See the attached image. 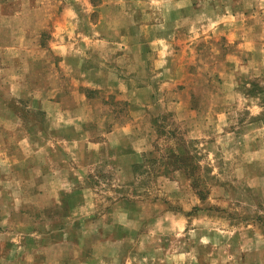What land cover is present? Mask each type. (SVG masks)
I'll return each instance as SVG.
<instances>
[{
    "label": "rangeland",
    "instance_id": "1",
    "mask_svg": "<svg viewBox=\"0 0 264 264\" xmlns=\"http://www.w3.org/2000/svg\"><path fill=\"white\" fill-rule=\"evenodd\" d=\"M207 1L215 2L213 14L199 15L196 24L247 29L198 36L182 31V38L194 39V54L185 57L180 78L166 80L179 84L147 100L150 109L139 112V125L125 133L117 153H86L72 161L71 181L67 170L69 183L53 174L49 190L35 189L41 177L49 178L47 169L40 177L7 172V180L13 179L7 186L20 179L25 187L0 191L8 202L0 208V221L1 215L7 221L0 225V264H264V0ZM89 7V0H0V96L11 76L27 74V85L36 83L40 91L54 84L51 97L59 91L65 104L86 95L83 102L93 111L81 134L98 140L111 129L101 126L106 113L113 124L131 119L128 103L75 85L53 48L62 39L67 9L84 19ZM223 8L227 14H220ZM77 26L73 37L84 32ZM181 97L183 105L169 109ZM32 119L44 122L41 116ZM5 136L25 135L0 128V138ZM9 144L17 153L18 145ZM13 198L25 204L19 214L11 208ZM35 226L49 231L41 232L40 243L21 237ZM35 243L45 248L39 259L32 254Z\"/></svg>",
    "mask_w": 264,
    "mask_h": 264
},
{
    "label": "crops",
    "instance_id": "2",
    "mask_svg": "<svg viewBox=\"0 0 264 264\" xmlns=\"http://www.w3.org/2000/svg\"><path fill=\"white\" fill-rule=\"evenodd\" d=\"M89 5L84 19H81L79 12L67 9L65 22L61 26L62 39L54 41L53 48L57 49V53L63 58V66L65 70L71 72L75 85L104 91L127 102L131 119L124 124H113V116L106 113L101 126H108L111 129L103 134V139L95 140L88 134H81L83 132L81 129L87 126L88 116L93 111L87 102H83L88 98L85 94L79 102L70 98L73 104H65L60 100L62 95L59 91L55 97H51L52 92L56 90L54 84L49 82V87L40 91L42 88L36 83L32 87L27 85L32 84L28 74L22 78L18 75L11 76L12 82L7 84L4 96H0V128H18L25 136L20 140L13 139L12 136L0 138L2 141L0 191L8 189L16 192L25 187L20 186V179L11 184L12 186H7L9 181L13 180H7L8 171L14 174L26 172L44 176L47 169L49 178L41 177L42 184L37 183L35 189L49 190L53 174H59L63 178V183L70 182L72 161L82 159L86 153L97 157L106 148L111 153H117L127 136L125 133L139 125V112L150 109L151 102L147 100L151 101L152 98L168 94V91H172L179 84L177 82L173 84L172 80L180 78V72L184 70L185 57H192L194 54V39L182 38V31L186 29L187 32L195 31L198 36L200 32L212 30L247 29L244 24H240L239 28L226 23L196 24L193 20H199V15L213 14L214 1L210 3L207 0H101L97 6H93L90 1ZM220 14H227L226 8H223ZM73 24L78 25V30L87 32L80 33L82 37L80 42L77 40L79 34L73 37ZM247 45L248 43L242 42L239 44L241 47ZM72 51L84 54L75 57ZM72 57L77 59L74 67ZM93 57L95 61L92 60ZM168 78H172L170 84L166 81ZM2 91L1 89V93ZM5 95L14 102L16 110L22 109L30 119L25 121L15 111L14 106L5 100ZM21 100L26 103L23 104ZM183 101L182 97L181 100L172 101L169 109L180 107ZM34 116H41L44 119L41 126L32 119ZM51 132H55V135L51 136ZM9 143H14L15 147L18 145L17 153L9 150ZM16 154L19 155V159ZM66 170L68 181L65 179ZM57 189L66 190L65 187ZM7 204L6 199L0 198L1 210H4ZM10 205L15 209L14 214H19L25 204L21 201L17 205L16 198H13ZM35 205L41 206L36 203ZM4 217L1 215L0 225L7 224ZM45 220L48 223L52 221ZM41 232L49 231H41L35 226L29 234L22 232L20 235L25 238L31 237L33 242L38 240L40 243L45 238V233ZM33 247H36V250L32 251L33 257L39 259L37 256L44 253L45 248H39L37 243ZM31 264L46 263L35 260Z\"/></svg>",
    "mask_w": 264,
    "mask_h": 264
},
{
    "label": "trees",
    "instance_id": "3",
    "mask_svg": "<svg viewBox=\"0 0 264 264\" xmlns=\"http://www.w3.org/2000/svg\"><path fill=\"white\" fill-rule=\"evenodd\" d=\"M90 2H91V4L93 5V6H97L100 2H101V0H100V2H98V1H96V0H89Z\"/></svg>",
    "mask_w": 264,
    "mask_h": 264
}]
</instances>
